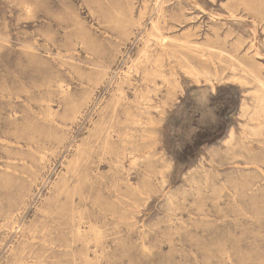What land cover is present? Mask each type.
I'll use <instances>...</instances> for the list:
<instances>
[{
  "label": "rangeland",
  "instance_id": "rangeland-1",
  "mask_svg": "<svg viewBox=\"0 0 264 264\" xmlns=\"http://www.w3.org/2000/svg\"><path fill=\"white\" fill-rule=\"evenodd\" d=\"M262 84L264 0H0V264H264Z\"/></svg>",
  "mask_w": 264,
  "mask_h": 264
},
{
  "label": "bare ground",
  "instance_id": "bare-ground-1",
  "mask_svg": "<svg viewBox=\"0 0 264 264\" xmlns=\"http://www.w3.org/2000/svg\"><path fill=\"white\" fill-rule=\"evenodd\" d=\"M162 2V1H161ZM158 13V12H157ZM155 26H153V27H155L156 28V24H154ZM146 44H147V42H146ZM150 44V43H149ZM146 50V49H145ZM145 50H144V53H145ZM147 51V50H146ZM147 55V54H146ZM188 68V67H187ZM190 69V68H189ZM192 72H194V70H192ZM201 73V72H200ZM189 74V73H188ZM193 74V73H192ZM198 74V73H197ZM195 76H196V73H195ZM197 76H199V75H197ZM243 79H244V77H242ZM257 78V77H256ZM249 81V80H248ZM249 84H250V82H249ZM258 86V85H257ZM258 88V87H257ZM257 88H256V90H257ZM261 87H259V89H260ZM262 88H264V85L262 84ZM255 90V91H256ZM263 90V89H262ZM255 91H253V93L255 92ZM256 94H255V99L254 100H256V104L258 105V106H261L262 105V103L264 102V100H263V97H262V94L261 93H263V91H257V92H255ZM246 102V101H245ZM248 103V102H247ZM246 103V104H247ZM245 104V105H246ZM264 104V103H263ZM250 105V104H249ZM246 107H247V105H246ZM252 107H253V105H252ZM252 107H250V109L252 108ZM243 108V107H242ZM248 108V107H247ZM258 108V107H257ZM264 108V107H263ZM249 110V109H248ZM264 110V109H263ZM243 111V110H242ZM254 111H257V110H254ZM262 111V110H261ZM244 112V111H243ZM246 113H248V111H246ZM259 113H261V112H259ZM242 114V113H241ZM243 116H244V114H242ZM245 115H247V114H245ZM252 115V114H251ZM258 115V114H257ZM262 115V114H261ZM260 116V115H259ZM258 118V117H257ZM255 121V120H254ZM262 125V124H261ZM264 125V124H263ZM264 126H262L261 128H263ZM257 131V130H256ZM257 133V132H256ZM230 142V141H229Z\"/></svg>",
  "mask_w": 264,
  "mask_h": 264
}]
</instances>
